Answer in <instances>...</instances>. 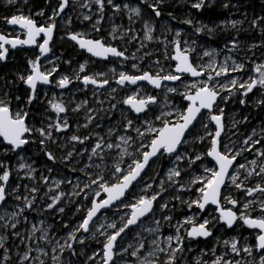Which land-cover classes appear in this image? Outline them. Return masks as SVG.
Returning <instances> with one entry per match:
<instances>
[{
  "label": "snow or ice",
  "instance_id": "obj_1",
  "mask_svg": "<svg viewBox=\"0 0 264 264\" xmlns=\"http://www.w3.org/2000/svg\"><path fill=\"white\" fill-rule=\"evenodd\" d=\"M13 2L14 0H7L8 4ZM163 2L164 0H140V4L135 6L129 3H116L115 0H88L87 4L81 3V7L89 8V12L83 14V20L92 22V31L97 34L101 31V21L105 18V11L109 6L114 13L126 11L129 20L125 32L118 33L115 27L112 29L111 41L104 37L91 38L87 32L75 30L67 32L68 39L75 42L80 49L85 50L91 57L107 62L104 65L107 71L98 70L90 74L86 71V64H80L75 80L80 81L84 88L92 86L94 96L103 90L109 93V101L116 100V103L109 102L107 109H88L85 122L82 125L78 123V128L88 129L87 135L77 132L66 137V140L71 142V150L59 159L65 162L66 168L75 172L77 168L74 164L80 163L75 157L82 160L87 156L88 162L79 168L87 177V181L82 182L77 177L73 191L66 194L61 185L65 182L72 184L71 179L67 177L55 179L43 174L40 176L44 187L48 189L45 197L51 201L42 205L44 211L51 210L49 214L65 213V207L61 206L62 198L68 195L69 203L73 202L71 196L79 198L76 201L74 215L83 214L65 237L56 238L49 235L50 226H44L43 220L39 222L41 227L33 224L30 230L21 233L18 225L21 220L25 224L29 222L25 212L34 208L40 188L37 185H23L32 195L29 198L21 194L20 185H11V168L0 161V212H2L0 230L5 233L0 234V264H45L41 257L47 256L48 252L39 243L35 248L39 253L37 256H32L34 249L31 243L23 250L20 249V245H16L14 259L12 248L6 243L9 237L19 238L21 244L33 239L44 241L52 247V264H65L62 260L63 254L69 252L76 255L75 245L85 244L87 239L85 233H90L93 239H97V233L104 237L103 241H98L102 243L100 252L93 251L92 255L87 257L88 264H97L98 256L99 264H115L117 255L134 258L127 260L125 264H180L183 253L190 250L185 244V239L207 240L213 236V229L218 224L226 225L229 229L234 225L247 226L255 233V243H244L241 246L240 240L236 237L224 239L222 240L224 251L221 254H217V248H212L210 251L214 259L203 260L197 257L196 264H241L242 253L253 256L252 261L244 260L243 264H256L254 252L259 255L258 264H264V128L259 134L253 129L252 135L246 136L239 146L234 141L224 143L222 132L225 129L223 123L225 110L220 104V101L226 104L233 96L238 95L242 97L239 103L246 105L249 94H254L255 90L259 93L256 105L264 106V62H254L255 75H248L247 79H243V76L236 78L231 74H243L246 69L244 61L225 55L221 63L217 59L220 51L210 47H204L202 56H193L192 54L197 51L193 45H196L197 41L186 38L188 34L184 30H173L170 26H164L165 32L172 33L171 39L163 33L158 38L155 35V18L163 15L161 7ZM188 2L192 9L200 11L210 7L215 0H211V3H206V0ZM71 3L72 0H60L44 24L38 25L32 16L24 14H13L4 18L7 24L18 25L23 29L26 38L0 33V62H6L9 58L7 46L17 49L21 45H35L39 49L35 59H28L30 69L16 74L18 80L26 86L25 94L17 92L12 95L9 91L0 94V145L4 146L6 153L19 155L20 152L26 151L25 146L38 142L43 146L40 151L44 152L49 161L55 163L58 160L57 155L49 149V144L59 139L56 133H66L70 129L67 106L63 102L49 101L50 108L56 113L55 122H52L53 118L50 116L47 123L41 122L40 126H36L29 124L28 118L31 115V105L39 99L38 85L55 83L56 87L64 89L73 83V78L68 75H62L53 81L50 78L57 71V66L54 65L51 70H42L41 64V57L51 51L53 33L58 28L57 17H61L62 13L66 14V9ZM93 3L96 6L95 19L91 11ZM229 6L228 3L223 5L224 8ZM36 15L44 16V9ZM168 15L172 16V13L169 12ZM145 16L148 18L145 19ZM138 20L143 22V38L140 47L129 55L127 47L121 48L112 41L124 39L126 36L129 42L135 40L137 33L133 24ZM67 22L71 24V19L69 18ZM182 23L192 26L193 34L206 31L212 36L216 32V28L196 21L194 14L183 19ZM227 23L229 22H221L224 25ZM241 23L243 21H230L233 28ZM251 25L253 28H259L261 35L264 36V15L254 17ZM38 38H42L43 42H39ZM157 39L162 40L164 57L168 63L161 64L157 59L149 68H145L138 62L137 53L145 47L144 41L151 42ZM240 47L241 41L235 37L224 43L228 53L239 51ZM257 47H264V39L259 45L251 44L249 51ZM204 57L208 58L207 61ZM117 63L122 70L108 67L109 64ZM128 68L131 70H127ZM113 81L116 87L112 86ZM165 82H179V85ZM118 91L124 93L119 99L114 95ZM169 94H176L182 98L179 107L172 102L173 98ZM13 101L16 102L15 107ZM86 103L87 101H82L72 111L79 112ZM100 103L103 104L104 101ZM99 111H104L106 115L110 112L120 114L114 126L108 127L106 134L95 132L90 127H100L96 122V116L92 114ZM62 113L65 115L61 116ZM244 119L247 120V117ZM197 125L203 130L202 133ZM34 133H38V136H33ZM77 145L82 147L77 148ZM189 148L193 151L189 152ZM245 152L254 154L253 158L249 160L243 155ZM241 157L242 160L239 159ZM20 159L23 161L24 157L21 156ZM165 159L170 167L167 168L166 178L159 182V191L152 184L145 182L137 193L135 187L142 182V173L154 164L159 165ZM181 162L185 163L182 165ZM90 169L97 171L93 172ZM19 171L24 172L21 179L26 178L30 181L37 179L36 169L31 164L19 163ZM53 171V168H48L49 173ZM159 175L157 173V176ZM185 177L186 182H182L185 181ZM254 177L260 179L253 186L250 181ZM165 184L177 192L193 193L195 198L188 201H184L180 195L172 199L180 200L182 205L187 204L189 210L195 208L198 212L186 215L182 222L177 221L175 235H167L162 240L159 239L161 220L168 222L171 227L173 216L167 214L169 202L160 204L161 217L154 219L156 227L144 229L153 234L154 238L149 242L143 237L142 232L136 229L140 228L149 216H154L155 203H158L162 193L167 191ZM232 188L243 193L244 202L241 208H237L241 204L240 198L231 195ZM9 189L12 198L21 201V204L9 205ZM54 189L58 191L54 192ZM101 193L105 195L102 196ZM225 201L231 207H225ZM9 207L13 210L9 211ZM257 210L259 215L252 216L251 213ZM108 213L118 216L119 219L109 221ZM205 213L207 215H204ZM102 216L105 218L104 222H101ZM241 221L242 225L239 223ZM64 227H69V224L65 223ZM38 232L39 236L36 235ZM130 234L131 242L127 247H123L120 241ZM216 239L218 244L221 243L219 237ZM244 239L247 241V237ZM149 243L151 247L145 255L142 250H145ZM237 256H241V259H236Z\"/></svg>",
  "mask_w": 264,
  "mask_h": 264
},
{
  "label": "rangeland",
  "instance_id": "obj_2",
  "mask_svg": "<svg viewBox=\"0 0 264 264\" xmlns=\"http://www.w3.org/2000/svg\"><path fill=\"white\" fill-rule=\"evenodd\" d=\"M36 0H14L12 4H8L7 0H0V33H4L10 36H20L23 39L24 34L22 32L16 30L13 27H10L9 24H5V17L3 18L2 13L3 9L9 8L11 11V15L13 14H24L30 15L34 18L39 24H44L47 22V16L51 15L52 9L58 5L60 0H44V2L38 4H34ZM56 2V6L52 3ZM116 3H129L133 6L139 5L140 0H115ZM81 3L87 4L88 0H72V3L68 9H66V14L63 13L61 17H57L58 28L55 30L54 40L51 46V51L47 58H41L42 70H51L53 66H57V71L53 73L52 79L53 81L58 80L62 75H68L73 78V83L70 84L67 88L62 90L59 87H56L55 83H53L47 89H40L39 91V99L35 101L32 105L31 115L28 118L29 124H35L36 126H40L41 122L47 123L49 117L53 118L52 122H55L54 118L56 113L50 108L49 101H56V102H63L67 108V117L70 123V129L66 133H56L55 135L59 138L55 142L49 144V149L53 151L58 160L53 163L49 161L44 154L43 151L40 149L43 147L38 142L37 143H30L29 145L25 146L26 151L20 152L19 155L15 153L4 151V146L0 145V161L5 162L7 167H10L12 170V175L10 176L11 185L17 186L20 185L19 191L21 194L25 196H29L31 198V193L23 187V185H37L40 188V192L37 195V200L35 202L34 208L31 210H27L25 215L28 217V223L25 224L23 220L18 225V229L21 233H25L27 230H30L32 225L35 224L37 227H41L40 221H44V226L49 227V235L55 236L56 238L65 237L70 228L76 224V222L80 219V214H75V209L77 207L76 201L79 199L78 197L71 196L72 203H69V196L66 195L62 198V205L65 207V213H54L49 214L51 210L44 211L42 205L46 202H51L50 200L45 197V193L48 191L46 187H44V183L40 180L41 174L43 175H50L52 178L55 179H64L67 177L68 179L72 180V184H68L67 182L61 185V189L66 193L70 194L73 191V185L77 182V177L80 178L82 182L87 181V177L79 171V168L83 167L85 163H87V156H85L82 160L80 157H75L76 160H80V163L74 164L77 168V171L72 172L69 168L65 167V162L60 161V157L64 156L67 151L71 150V142L66 140V137H70L73 133H79L81 135H87L88 129L83 127L78 128V123L83 124L85 122V114L88 109H107L109 107V102L116 103V100L109 101V93L107 91H98L97 94L94 96L92 92V87L84 88L83 85L80 84V81L75 80V75L79 71L80 64H86V71L90 73L104 70L107 71V68L104 65L107 63L96 61L90 57L84 56L81 57L80 55L83 53L78 52L77 48L66 41L65 37L67 36V32L71 30H75L77 32H87L89 33L91 38H100L104 37L111 41L110 33L112 29L115 27L118 30V33H123L127 30L129 26L128 14L126 11L120 13H114L111 7L109 6L106 8L105 11V18L101 21V31L97 34L96 32L92 31L90 21L83 20V14H87L89 12V8L81 7ZM206 3H211V0H206ZM228 3L230 6L228 8H224L223 5ZM258 6H251L247 0H215V3H211L210 7H205L204 9L197 11L192 9L188 0H164L163 4L161 5L163 9V15L161 17L155 18L156 24V32L155 35L160 38L161 34L163 33L169 39H171L172 33H168L164 31V26H170L173 30L181 29L184 30L185 33L188 34L186 38L195 39L197 41L196 45H193L197 49L193 56L203 54L204 47L216 48L220 51V55L217 57L219 62H223L225 55H231L233 58L237 60H242L246 64L245 72L242 73H232L231 75L240 78L243 76V79H247L248 75H255L254 67L255 63L264 62V47H257L249 51V47L251 44H260L261 40L264 39V36L261 35L259 28H253L251 25V21L254 17H259L264 15V0H258ZM249 6L251 9L248 10L246 6ZM147 7V6H142ZM41 9H44L45 15L39 16L36 15ZM93 18L95 19L96 15V6L93 3L92 9ZM147 11H151V9H147ZM207 11V12H206ZM211 11L212 13H210ZM171 12L172 16H169L168 13ZM222 13L223 17L221 19H214V15ZM190 14H194V18L196 21L200 23L207 24L209 27L216 28V32L209 36L207 32L193 34L192 26L182 23L183 19L188 17ZM213 15V16H211ZM226 15V16H224ZM173 16L175 19H173ZM71 19V24L67 21ZM148 17L145 16V19ZM216 18V17H215ZM238 20L243 21V23L236 25L233 28L230 24V21ZM222 21L229 22L226 25L221 24ZM219 25L220 27H216ZM133 28L137 33V38L135 40H131L129 42L128 37L126 36L124 39H117L116 41H112V43L118 45L119 47H127L128 54L130 55L132 52H135L137 48L140 47L141 40L143 38V22L138 20L133 24ZM237 38L241 41V47L239 51H234L232 53H228L227 50L224 48V43L226 40L231 38ZM42 43V38L39 41ZM145 47L137 53L139 57L138 62L142 63L145 68H149L152 63L159 59L161 64H167L168 61L165 60L164 57V46L161 39H157L151 42L144 41ZM203 46V47H201ZM169 50H171V46H169ZM21 52L12 51L9 52V58L6 62H0V94L4 91H9L12 95H15L17 92L20 93L18 87L23 85L21 81L17 78V72H23L25 69L28 68H20L16 64L15 66L12 64L14 58V53ZM28 54H25L24 57L26 59L32 58L35 59L36 55L39 54V49L29 50ZM11 53V54H10ZM148 53L149 55H145ZM254 53V55H253ZM67 56L64 57V56ZM207 57H204V60L207 61ZM71 61V63H68ZM199 62V61H197ZM255 62V63H254ZM130 63V62H129ZM231 63V61H229ZM108 67H116L117 70H122L119 67V64H109ZM127 70H131L128 68ZM81 75H83L81 73ZM223 79V78H221ZM174 84L179 85V82H175ZM112 86L116 87L115 82H112ZM134 87V86H133ZM180 87H183L180 85ZM25 90V89H24ZM103 92V94H101ZM25 92H22L21 95H24ZM124 93L118 91L114 95L119 99ZM226 94V93H225ZM173 100L172 102L179 107L182 98L176 94H169ZM259 96L258 92L254 94L250 93L248 97V103L246 104L248 108L255 107L256 108V99ZM235 97V96H233ZM161 99H163L161 97ZM82 101H87L86 104L81 108L79 112L72 111L73 108L76 107L77 104H80ZM100 101H104L103 104ZM15 101H13V107H15ZM222 107L225 110L224 116V124L225 129L223 132V140L224 143H230L234 141L237 146L241 145L243 139L248 136L252 135V130L256 129L257 133H260V130L264 128V106H262L260 117L257 119V114H252L253 118L247 117V114H243L239 112V110H233L234 102L229 103V101L225 104L224 101H220ZM23 102L21 103V107H23ZM242 106V105H241ZM121 107H124L121 105ZM218 111V109H217ZM96 116V122L100 124V127H92L93 131L100 132L101 134H106L107 129L110 126H114L115 121L119 118V112L108 113L105 114L104 111H99L98 113H92ZM61 116L65 114H60ZM111 117V120H109ZM247 117V120L244 118ZM255 119V122H253ZM253 120V121H252ZM199 129V125H197ZM202 133V129H199ZM33 136H38V133L32 134ZM259 138V135L257 136ZM199 142H197V145ZM82 146L77 145V148ZM259 147V145H257ZM189 152H192L193 149L189 148ZM197 151L199 148L197 147ZM247 156L249 160L253 158V155L245 152L243 154ZM23 156L24 160L22 161L20 157ZM242 160V157L239 158ZM28 163L36 169V180H28V179H21L24 176L23 171L18 172V164L19 163ZM185 162H181L183 165ZM51 167L54 169L53 172L49 173L48 168ZM109 167L111 165L109 164ZM170 167L169 162L165 159L160 162L159 165H152L151 168L147 170V172L143 176V180L139 185H136L135 191L137 193L140 192L143 184L150 183L153 185L154 188L159 191V182L161 179H165L167 168ZM90 171H97L96 169H90ZM157 173L160 175L157 176ZM259 177H254L250 183L254 186L256 182L259 181ZM187 177H185L186 182ZM155 181V182H153ZM51 183V181H50ZM248 183V182H246ZM95 187V185L93 186ZM165 188L167 191L162 193V198L159 199L158 203H155V213L154 216H149L148 219L144 220V224L137 228L136 231H141L143 237L147 238L150 242L154 237L153 234H150L148 231L144 230L149 227L155 228L156 225L154 223V219H159L161 217V209L160 204L164 202H169V210L167 214H171L173 216V220L171 221V227H169L168 222L161 220V229L159 234V239H165L167 235H175V228L177 221H183L186 215H192L195 212H198V209L193 208L189 210L187 204H181L180 200L172 199V197L176 195L182 196L184 201H188L190 199H194L195 195L190 192H177L174 191L173 188L169 187L165 184ZM54 192L58 191L56 189L53 190ZM10 195L8 197V203L11 206H15L21 204V201H17L12 198L11 196V189H9ZM91 195V193H90ZM227 195V193H225ZM231 195L234 197H239L241 200V204L237 206V208H241L244 202L243 193L239 192L238 190L232 188ZM131 199V197H129ZM87 203V202H85ZM225 207H231L227 203L224 202ZM173 205L175 207H173ZM9 211H12L13 208L9 207ZM235 210V209H234ZM115 211V209H113ZM123 211V210H122ZM2 214V212H0ZM252 216H258L259 211H255L251 213ZM204 215H207L205 213ZM108 218L110 220H118V216H112L111 213H108ZM104 217H101V222H104ZM199 219V217H198ZM68 223L69 227H64V224ZM242 225V221L239 222ZM188 227V225H185ZM225 225L218 224L214 229L213 232L215 233L211 239L207 241H203L201 244L197 243L196 241H189L185 239V244L187 245L188 249L183 253V259L180 260V264H196L197 257H200L203 260L214 259L211 253L212 248H217V254H221L224 251V245L222 240L224 239H231L232 237H236L240 240L241 246L244 243H255V233L253 230L247 229L245 226L237 227L235 226L233 229H229V232ZM251 233V235H250ZM0 234L3 233V230H0ZM37 236L40 233H36ZM87 239L84 245L76 244V255H72L69 252H65L62 256V260L65 264H88L87 257L91 256L93 251L100 252L102 249V243L98 241H103L104 237L100 236L97 233V239H93L90 233L84 234ZM217 237L221 239V243H217ZM245 237H247V241H245ZM132 237L131 234L128 237H125L124 240L120 241L123 247H127L128 243L131 242ZM6 243L11 246L12 248V255L15 259L17 248L16 245H20V249L23 250L28 243H31L33 247L32 256L39 255L38 252L35 251L37 243L40 244L41 247H44L48 252L47 256L41 257L45 260V264H52L51 256H52V247L51 245L45 244L44 241H36L33 239L32 241H26L25 244L20 243V239L14 236L9 237L6 240ZM63 243V240H61ZM150 243L146 245L145 250H142L143 254L146 255L147 250L150 249ZM202 252L204 253L202 255ZM243 259L241 260V264H243L244 260L252 261L253 256H248L245 253L241 254ZM254 257L256 260V264L259 261V255L254 252ZM100 257H97V264H99ZM134 259L131 256H121L117 255L115 257V264H125L127 260ZM236 259H241V256H237Z\"/></svg>",
  "mask_w": 264,
  "mask_h": 264
},
{
  "label": "trees",
  "instance_id": "obj_3",
  "mask_svg": "<svg viewBox=\"0 0 264 264\" xmlns=\"http://www.w3.org/2000/svg\"><path fill=\"white\" fill-rule=\"evenodd\" d=\"M48 1H52V0H48ZM248 2H249V4L251 5V6H253V7H255V6H258V4L259 3H257L258 2V0H247ZM42 2H44V0H36L35 2H34V4H36V3H38V4H40V3H42ZM54 4V6H56V2L54 3H52V5ZM246 8L248 9V10H250L251 8L247 5L246 6ZM264 8V7H263ZM207 12V11H206ZM210 13H212L211 11H209ZM2 16H3V18L4 17H10L11 16V11H10V9L9 8H5V9H3V13H2ZM211 16H213V15H211ZM215 17H214V19H221L222 17H223V15H222V13H219V14H216V15H214ZM224 16H226V15H224ZM4 23L6 24V21H4ZM29 52L28 51H24V50H21V52H17V53H14V56H13V58H14V60H13V62H12V64L15 66V64L18 66V67H20V68H28V59H26V57H24V55L25 54H28ZM81 57H84V55H80ZM64 57H67L66 55L64 56ZM18 90H20V94L22 93V92H25V90H24V87H23V85H20L19 87H18ZM240 98H242V97H239L238 95L237 96H235V97H232V99L231 100H229V103H231V102H234V106L232 107L233 108V110H239V112H241V113H247L248 114V116L250 117V118H252V114H257V119L260 117V115L259 114H261V110H262V106H260V107H258V106H256V108L255 107H250V108H248L247 107V105H242L241 106V104L239 103V99ZM31 108H32V105H31ZM32 110V109H31ZM259 120V119H258ZM253 121V120H252ZM253 122H255V119H254V121ZM83 213H81V215H82ZM227 232H229V230H226ZM215 233L213 232V235H214ZM197 243H199V244H201L202 242L201 241H197Z\"/></svg>",
  "mask_w": 264,
  "mask_h": 264
},
{
  "label": "water",
  "instance_id": "obj_4",
  "mask_svg": "<svg viewBox=\"0 0 264 264\" xmlns=\"http://www.w3.org/2000/svg\"><path fill=\"white\" fill-rule=\"evenodd\" d=\"M62 15H63V13L61 14V16H62ZM59 18H60V17H59ZM10 26H12V27L15 28L16 30H18V31H20V32H22V33H24V34H25L24 39L26 38V33H25V31H24L23 29H20L18 25H10ZM54 32H55V31H54ZM38 40L40 41V38H38ZM53 40H54V33H53ZM53 40H52V42H51V44H50V48H51V46H52ZM66 40L69 41L70 43H72L74 46H76L79 52H85L86 55L90 56V54L87 53L85 50L80 49L79 46L75 44V42L69 40L67 36H66ZM42 42H43V41H42ZM7 47L10 48V46H7ZM21 48H23V49H25V50H31V49L36 48V46H35V45H31V46H28V45H21V46H18L17 49H11V48H10V49H11V50H18V49H21ZM49 53H50V52H49ZM49 53H47L46 56H42V58H46V57H48ZM92 58H93V59H96V60H99V58H96V57H92ZM99 61H102V60H99ZM102 62H105V61H102ZM165 83H175V82H165ZM24 87H26V86L24 85ZM48 87H50V85H38V88H39V89H40V88H48ZM149 87H151V86H149ZM64 89H65V88H64ZM185 103H186V102H185ZM213 127H214V124H213ZM223 132H224V131H223ZM223 132H222V136H223ZM209 159H210V158H209ZM147 170H148V169H147ZM147 170H146V171H147ZM146 171H145V172H146ZM145 172L142 173V177H143V175L145 174ZM134 183H135V182H134ZM101 195L103 196V195H105V194H104V193H101ZM154 206H155V205H154ZM211 207L214 208L215 206H211ZM225 226H226V225H225ZM235 226H236V225H234L233 228H234ZM246 227H247V226H246ZM226 228H227V227H226ZM233 228H231V229H233ZM247 228H248V227H247ZM227 229H229V228H227ZM85 234H86V233H85ZM211 238H212V237H209V238H207V240H209V239H211ZM194 240L207 241V240H205L204 238H197V239H194Z\"/></svg>",
  "mask_w": 264,
  "mask_h": 264
},
{
  "label": "flooded vegetation",
  "instance_id": "obj_5",
  "mask_svg": "<svg viewBox=\"0 0 264 264\" xmlns=\"http://www.w3.org/2000/svg\"><path fill=\"white\" fill-rule=\"evenodd\" d=\"M10 26V25H9ZM10 27H12V26H10ZM22 34H24V33H22ZM54 35H55V32H54ZM23 37H25V34H24V36ZM24 39V38H23ZM65 39H66V37H65ZM40 40H41V38H40ZM67 41V40H66ZM69 42V41H68ZM70 43V42H69ZM70 44H72V43H70ZM73 45V44H72ZM74 46V45H73ZM74 47H76V46H74ZM77 48V47H76ZM34 49H37V47L36 48H34ZM34 49H31V50H34ZM18 50H24V51H29V50H25V49H23V48H21V49H18ZM18 50H11L10 48H9V52H11L12 53V51H18ZM78 50V49H77ZM79 52V51H78ZM10 53V54H11ZM80 53H83L82 55H84V56H87V57H90V58H92L91 56H88V55H86L85 54V52H80ZM42 58V57H41ZM47 58V57H46ZM42 59H44V58H42ZM93 59V58H92ZM96 60V59H95ZM97 61V60H96ZM99 61V60H98ZM102 62V61H101ZM1 63H3V62H1ZM105 63H106V61H105ZM1 76V75H0ZM50 79H52V77L50 78ZM80 84L82 85V83L80 82ZM51 86V85H50ZM23 87H24V84H23ZM89 87H92V86H89ZM49 88V87H48ZM24 89H25V87H24ZM40 89H47V88H40ZM62 90H64V89H62ZM223 121H224V117H223ZM224 123V122H223ZM147 172V171H146ZM145 172V173H146ZM144 176V175H143ZM246 227V226H245ZM247 228V227H246ZM247 229H249V228H247ZM229 230V229H228ZM249 230H251V229H249ZM193 241H201V242H203L202 240H193Z\"/></svg>",
  "mask_w": 264,
  "mask_h": 264
},
{
  "label": "bare ground",
  "instance_id": "obj_6",
  "mask_svg": "<svg viewBox=\"0 0 264 264\" xmlns=\"http://www.w3.org/2000/svg\"><path fill=\"white\" fill-rule=\"evenodd\" d=\"M66 58H67V57H66ZM243 114H247V113H243ZM247 117H249L248 114H247ZM249 118H250V117H249ZM252 118H253V116H252ZM252 118H251V119H252Z\"/></svg>",
  "mask_w": 264,
  "mask_h": 264
}]
</instances>
